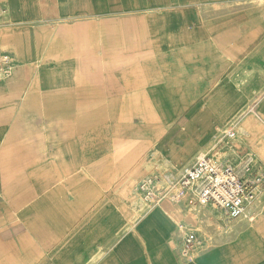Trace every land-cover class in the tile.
Segmentation results:
<instances>
[{
  "label": "crops",
  "instance_id": "0c3cea01",
  "mask_svg": "<svg viewBox=\"0 0 264 264\" xmlns=\"http://www.w3.org/2000/svg\"><path fill=\"white\" fill-rule=\"evenodd\" d=\"M0 4V264H264V192L223 223L137 188L230 130L264 167V0Z\"/></svg>",
  "mask_w": 264,
  "mask_h": 264
},
{
  "label": "built area",
  "instance_id": "2783aa9c",
  "mask_svg": "<svg viewBox=\"0 0 264 264\" xmlns=\"http://www.w3.org/2000/svg\"><path fill=\"white\" fill-rule=\"evenodd\" d=\"M6 16L7 10L0 4V25ZM10 71L9 57L0 52V79L8 77ZM237 139L236 130L228 131L224 143L233 155L222 162L210 154L202 155L177 181L150 175L139 185L146 205L153 208L163 200L180 203L187 199L195 208L215 206L223 214V223L243 216L246 205L264 192V167L254 154L232 145ZM194 242L195 235L188 234L186 250L192 248Z\"/></svg>",
  "mask_w": 264,
  "mask_h": 264
},
{
  "label": "rangeland",
  "instance_id": "374dc122",
  "mask_svg": "<svg viewBox=\"0 0 264 264\" xmlns=\"http://www.w3.org/2000/svg\"><path fill=\"white\" fill-rule=\"evenodd\" d=\"M235 145L238 146V147H240V143H238V142H235ZM209 154L211 155V154H213V152L211 151V153H209ZM203 155H206V153H203ZM186 167H188V166H186ZM186 167H185V168H186ZM185 168H182L181 170L173 171V172H174L173 174L176 175V177H177L176 179H171V178H169V176L166 177V179H167V180H171V181H177L178 179H180V178H178L179 174L181 175V174L183 173V171H184ZM157 171H158L159 173L167 174L165 171H161V170H157ZM177 172H178V173H177ZM150 173H152V172L147 173V175H146V176H145V177L139 182L138 187H137L138 189H139V185H140L144 180H146V179L150 176ZM176 173H177L178 175H177ZM139 193H140V191H139Z\"/></svg>",
  "mask_w": 264,
  "mask_h": 264
}]
</instances>
